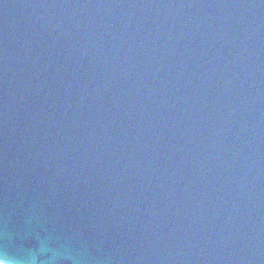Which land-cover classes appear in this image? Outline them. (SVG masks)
<instances>
[{
  "label": "water",
  "instance_id": "95a60500",
  "mask_svg": "<svg viewBox=\"0 0 264 264\" xmlns=\"http://www.w3.org/2000/svg\"><path fill=\"white\" fill-rule=\"evenodd\" d=\"M264 264V0H0V259Z\"/></svg>",
  "mask_w": 264,
  "mask_h": 264
},
{
  "label": "clouds",
  "instance_id": "9594fccd",
  "mask_svg": "<svg viewBox=\"0 0 264 264\" xmlns=\"http://www.w3.org/2000/svg\"><path fill=\"white\" fill-rule=\"evenodd\" d=\"M0 264H23V262L13 258H4L0 259Z\"/></svg>",
  "mask_w": 264,
  "mask_h": 264
}]
</instances>
